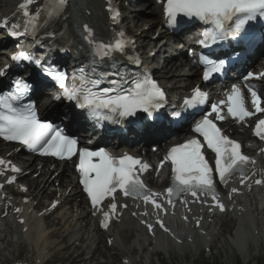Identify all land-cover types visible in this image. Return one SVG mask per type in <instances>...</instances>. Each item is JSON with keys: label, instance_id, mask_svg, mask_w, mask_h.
<instances>
[{"label": "snow or ice", "instance_id": "snow-or-ice-1", "mask_svg": "<svg viewBox=\"0 0 264 264\" xmlns=\"http://www.w3.org/2000/svg\"><path fill=\"white\" fill-rule=\"evenodd\" d=\"M33 2L34 0H25V3L19 6L24 10L25 16L30 14L28 8ZM67 3L68 0H50L52 12L49 15L63 11ZM164 11L170 24H175L178 15L181 14L189 19L195 18L209 24L211 29L205 30L200 43L210 46L228 38L239 41L249 40L247 35L242 34L246 33V25L249 22L257 18L264 19V0H167ZM112 18L115 20L116 16ZM83 32L85 33L83 38L89 44L94 59L88 68L81 67L74 70L71 85H66L69 79L66 73L46 72V75L55 80L62 90V95L55 99L75 102L77 107L87 109L90 117L98 121L111 119L112 122H116L114 117H129L138 111L150 113L160 107L157 101L163 99V93L147 77L129 82L119 68L98 70L97 65L100 62L112 59L115 53L123 54L131 43L124 39L122 33L118 38L105 42L95 39L94 33L87 24L83 25ZM17 34L15 31L12 33L13 36ZM21 59L31 60L23 53L13 57V60ZM209 63L210 67L203 77L205 81L209 80L212 73L219 72L223 67L222 63L211 61ZM3 74L0 72V75ZM102 84L107 86L101 87ZM30 90L31 86L28 83L16 80L10 90L0 93V137L6 141L18 142L41 155L71 159L77 152V140L66 136L62 129L41 122L37 118L34 103L24 102ZM249 91L256 111H264V108L260 107L261 101L257 93L252 89ZM206 99V94L196 88L192 96L184 101L185 108H196L204 104ZM221 103L223 104L224 101ZM227 110L231 116L241 121L253 115L244 107L240 90L236 86H233L228 96ZM212 113H216V119L223 118L218 105L213 104L211 112L193 128L195 133L203 137V143L197 139H190L184 144L173 147L166 157L171 161L173 173V184L167 189L169 204L173 203L174 196L191 194L198 197L200 193H205L211 194L216 208L220 211L225 210L215 193L213 169L201 151L205 143L207 148L215 153L214 171L222 184L235 172H239L244 177L246 166L254 163L241 153L238 143L222 135L213 120L208 118ZM176 115L179 116L180 113ZM255 135L264 140V119L256 124ZM79 158L80 183L94 209L100 210L105 198H114V194L119 191L125 197L142 199L145 203L150 202L154 208L164 210L162 204L155 199L159 194L149 192L137 175V166L139 165L140 171H144L148 168L147 164H142L138 159L128 155L121 158L112 157L104 150L91 152L82 149ZM93 158H97L99 162L93 163ZM4 163L0 160V165ZM12 171L18 169L13 168ZM13 180L14 177L8 182L12 183ZM255 183L260 185L264 181L257 179ZM109 207L111 213H115L116 203H110ZM109 219L110 213L104 212L102 227L107 228ZM157 223L164 231H169L162 221L157 220ZM147 227L151 232L152 225L148 224Z\"/></svg>", "mask_w": 264, "mask_h": 264}, {"label": "bare ground", "instance_id": "bare-ground-1", "mask_svg": "<svg viewBox=\"0 0 264 264\" xmlns=\"http://www.w3.org/2000/svg\"><path fill=\"white\" fill-rule=\"evenodd\" d=\"M21 0H0V16L3 18H10V15L15 9V6L20 3ZM44 0H34L35 9L42 6ZM144 6L148 5V8L143 10L142 4L134 0H126L123 5L124 10H131L134 14L126 15L129 18L130 23H135L136 31L133 36L130 35L129 31L132 29L127 28L125 22L121 25L122 30H125L132 40H135V46L141 55L144 56L147 66L152 67L153 65L159 64L160 53L165 48L164 40L167 39L168 33L163 27V13L162 7L156 4L154 0H143ZM139 6L134 9V6ZM104 3L102 0H79L75 6H67L61 20L57 23L56 27L58 31H61L64 25L69 26L72 32L74 31V25H77V11L79 18L86 20L90 25H93L94 29L99 33L100 36H107L112 31L117 29V26L112 23L109 16L104 11ZM160 14V17L158 16ZM149 17L147 19V17ZM136 23L144 24L143 26H149L150 30L155 31L158 34L156 41L144 40L153 36L141 30V26L137 29ZM162 26V27H161ZM74 28V29H73ZM142 31L139 34V31ZM154 34V33H153ZM189 39L190 37L187 36ZM77 38L74 39V41ZM195 40V39H193ZM182 49L183 47L180 46ZM140 49V50H139ZM149 50V52L147 51ZM75 50L81 56L85 55V49L78 42L75 44ZM157 51L153 58H150L151 53ZM148 52V53H147ZM7 55L3 52L0 55V67H2L7 61L3 58ZM152 57V56H151ZM264 69V64L260 65ZM187 65L183 63L178 64L176 62H166L164 71L159 77L162 84H172L170 92L174 95H185L191 89L198 86L200 79L199 72L195 68H190L189 72L186 71ZM260 69H258L259 71ZM261 71V70H260ZM0 82H3V78L0 77ZM173 98V97H172ZM243 136H249L247 133ZM147 134L139 136L140 140H145ZM243 140L242 136H239ZM0 147V156L5 157L6 154L12 152L13 155L10 159L14 164L22 165L25 176L19 179L21 185L18 186V190L23 187L27 188L26 192L18 201L9 198L10 214L6 218L0 220V264H14L21 254V247H26L30 254H33L35 264H47L52 257L56 256L58 251H65L61 255L70 257L76 254V258L82 257L83 254L89 250L91 258H87L82 261L83 264H120L118 262L119 256L127 253L131 255L135 249L142 251L148 240L137 224L132 220L131 215L133 212L127 214L124 213L122 222L114 229H110L106 233H102L97 224H94L92 214L93 212H85L87 210V203L83 200L79 192V188L76 183V177L74 171L68 164L62 165L57 164L55 169H52V161H42L40 164L35 165L31 160L22 159L19 155H16L17 147L15 146H2ZM143 151V150H142ZM142 151H129L142 156ZM156 155L152 151L147 152L148 159L155 158ZM41 172L40 177H33L34 175ZM151 185L159 188L160 185L155 182L154 179H150ZM55 190H53V188ZM70 189L67 194V190ZM25 198L26 200H24ZM45 200L47 205L44 209L52 204L55 199L61 202V206L58 208L54 219L56 221L49 228L45 221L48 217L40 218L38 212H34V206L36 201L42 203ZM50 199V201H47ZM53 200V201H52ZM48 202V203H47ZM75 202V208L73 209L72 203ZM15 205H12V204ZM241 216L235 218L234 216H226L224 219L226 225L229 222L236 223L233 230V236L231 240V246L238 248L241 254L247 253L251 249L252 245H256L258 248L264 245V188H260L254 191L251 195L241 197ZM15 206V208H13ZM34 206V207H33ZM19 209V212L15 210ZM75 210V211H74ZM181 213V211L179 212ZM182 215L177 218L173 217L167 220V224L171 230V237L176 243L177 240H182L185 243L179 245L183 256L191 255L195 257V252L191 250L187 252L183 249L187 243H194L195 236L192 235L188 230L180 227L177 222L181 219ZM222 229H219L217 224H208L206 227L203 225L199 231L201 238L204 242V247L209 250H216L218 254L221 251L226 250V242L221 240ZM133 233L135 237L129 244V247H125L124 243L132 238ZM56 236L59 237L56 238ZM194 237V238H193ZM102 238L112 240L113 244L111 248L104 249L102 246ZM193 238V239H192ZM68 244L63 247L60 243ZM191 246V245H190ZM151 252H168L171 250L165 245L160 239L151 241L148 246ZM65 249V250H64ZM141 254V255H142ZM88 255V254H87ZM213 259H216L217 254L211 255ZM130 260L131 256L125 257ZM71 264V263H70ZM74 264H79L76 261ZM128 264H138V261H133V258Z\"/></svg>", "mask_w": 264, "mask_h": 264}, {"label": "rangeland", "instance_id": "rangeland-1", "mask_svg": "<svg viewBox=\"0 0 264 264\" xmlns=\"http://www.w3.org/2000/svg\"><path fill=\"white\" fill-rule=\"evenodd\" d=\"M135 1V0H134ZM144 4L145 3H142V6L144 7L143 8V10H145L146 8H148V5L147 6H144ZM137 7H139V6H137ZM137 7L136 6H134L133 8L134 9H137ZM126 11H129V10H126ZM131 11H129V13H130ZM131 14H134V12L132 11L131 12ZM128 15V14H127ZM130 15V14H129ZM128 15V16H129ZM159 17H160V14L158 15ZM144 17H147V16H143V18ZM149 17H147V19H148ZM125 25H126V27L127 28H131L132 29V31L130 30L129 31V33H130V35H132L133 36V33L136 31V29H135V23H130V20H129V18H126V21H125ZM144 24H140V23H136V26H137V29L139 28V26H141V30H144V29H146V26H143ZM140 30V31H141ZM139 31V34L142 32H140ZM144 32H146V33H148V35H150V36H155V31H154V29L153 30H150L149 29V26H148V29L145 31L144 30ZM152 33H154L153 35H152ZM152 37V38H153ZM151 38V39H152ZM144 40H146V41H151L150 42V44L153 42L152 40H150L149 38H147L146 39V37H145V39ZM140 50V49H139ZM148 50V49H147ZM149 52V51H148ZM147 52V53H148ZM39 175L37 176V177H40L41 176V172H39L38 173ZM56 221V219H54L53 218V220H52V225H53V223ZM51 226V224H47V227L49 228ZM219 229H221V228H219ZM56 238H58V241H59V237L58 236H56ZM129 239H130V237H129ZM61 241V240H60ZM68 244V242H66L65 244H63V243H60V245L61 246H63V247H65L66 245ZM65 250V249H64ZM225 251V250H224ZM21 254H20V257L21 258H23V259H25V260H28L29 261V263L30 264H34V262H33V256L31 255V257H28V251H27V249L26 248H24V247H21ZM63 252H65V251H63ZM63 252H61V251H58L57 253H56V255L57 256H59V260L58 261H68L70 258H71V256L70 257H66L65 255H61ZM223 251H221V253H222ZM220 253V254H221ZM208 253L207 254H203V256L201 257V258H196V257H194V258H188V259H181V257L178 255V254H176V253H173V254H171V255H164V256H162V257H160V258H158V260H157V264H247L248 263V261L250 260L249 258L247 259L246 257H242L241 259L239 258V257H237V255H235L230 249H226V251L224 252V253H222L221 254V257L219 258H217L216 259V261L214 262L213 260H209L208 261V263H204V262H206L205 261V259H206V257H208ZM249 255H256V256H258L257 257V260H254V261H250V264H264V247H262V248H260L259 250H253L252 252H250V254ZM76 261H78L77 259H73V260H71V264H74ZM79 262V261H78ZM69 263V264H70ZM64 264H66V263H64ZM83 264V263H82ZM88 264H90V262H88Z\"/></svg>", "mask_w": 264, "mask_h": 264}]
</instances>
